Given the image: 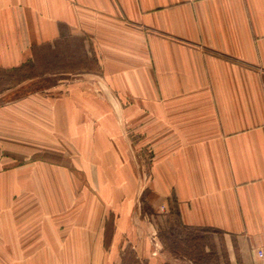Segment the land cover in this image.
<instances>
[{
  "label": "crops",
  "instance_id": "obj_1",
  "mask_svg": "<svg viewBox=\"0 0 264 264\" xmlns=\"http://www.w3.org/2000/svg\"><path fill=\"white\" fill-rule=\"evenodd\" d=\"M66 33L99 60V84L123 96L146 146L171 157L160 181L182 225L226 237L231 264H264V0H0V70ZM79 99L60 103L73 148L91 120ZM59 215L3 206L0 264H107L88 214Z\"/></svg>",
  "mask_w": 264,
  "mask_h": 264
},
{
  "label": "rangeland",
  "instance_id": "obj_2",
  "mask_svg": "<svg viewBox=\"0 0 264 264\" xmlns=\"http://www.w3.org/2000/svg\"><path fill=\"white\" fill-rule=\"evenodd\" d=\"M100 73L93 52L69 33L20 68L0 70V117L12 116L0 122V195L15 196L0 209L87 213L107 264H231L226 237L182 225L176 196L168 202L160 181L171 157L146 146L129 110L115 104L123 96L103 89ZM76 95L78 114L91 120L73 148L59 115L61 101ZM18 180L26 183L2 186Z\"/></svg>",
  "mask_w": 264,
  "mask_h": 264
}]
</instances>
